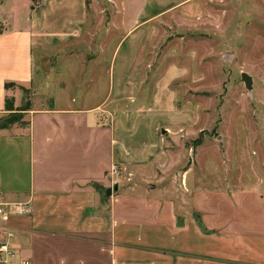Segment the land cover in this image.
Instances as JSON below:
<instances>
[{"label": "crops", "instance_id": "0c3cea01", "mask_svg": "<svg viewBox=\"0 0 264 264\" xmlns=\"http://www.w3.org/2000/svg\"><path fill=\"white\" fill-rule=\"evenodd\" d=\"M25 1L20 11L0 0V192L29 206L11 218L18 255L30 264H264V143L250 156L243 148L210 156L221 172L198 152L190 161L181 135L202 131L199 107L178 105L174 84L187 70L171 64L148 80L152 22L196 0H107L108 14L90 0ZM104 15L106 93L96 83L75 105L66 85L56 87L50 103L5 122L16 115L5 108L14 97L6 85L31 86L42 53L61 60L59 48ZM91 96L101 100L89 104Z\"/></svg>", "mask_w": 264, "mask_h": 264}, {"label": "rangeland", "instance_id": "374dc122", "mask_svg": "<svg viewBox=\"0 0 264 264\" xmlns=\"http://www.w3.org/2000/svg\"><path fill=\"white\" fill-rule=\"evenodd\" d=\"M8 2L10 10L15 5V9L22 11L26 4L25 0ZM110 3L90 0V9H105ZM191 5L190 10L176 8L175 14L170 12L152 22L155 30L149 45L150 63L146 66L150 69L148 80L171 64L187 70L186 76L174 83L177 104L199 107L198 127L202 131L193 135L194 139L181 135L185 143L182 152L190 161L198 152L200 159L221 172L218 167L221 163L210 156L223 155L228 148L233 154L243 148L250 156L255 143H264V0H196ZM105 11L108 14L109 9ZM89 21L83 40L71 41L58 50L57 56L60 54L69 63H62L63 58L58 60L45 51L35 67L31 86L10 85L15 108H21L27 101L30 105L48 104L49 90L65 85L68 88L65 92L75 97V105L80 92L90 93L96 83L99 87L102 84L97 95L106 93L109 53L105 50L111 40L105 28L109 15L93 16ZM100 26L104 28L97 30ZM102 41L106 46L101 52ZM95 56H102L104 65H94ZM243 74L251 78L250 86L242 79ZM102 75L104 82H96ZM79 76H82V90L75 89ZM59 90L56 94H61ZM100 100L101 97L95 96L86 99L89 104ZM120 104L124 105L123 101ZM245 141L248 148L241 145Z\"/></svg>", "mask_w": 264, "mask_h": 264}, {"label": "built area", "instance_id": "2783aa9c", "mask_svg": "<svg viewBox=\"0 0 264 264\" xmlns=\"http://www.w3.org/2000/svg\"><path fill=\"white\" fill-rule=\"evenodd\" d=\"M112 176L119 175L116 163L110 167ZM29 213V206L25 202L11 203L4 199L0 192V264H30L27 258L18 255V245L11 218L16 215Z\"/></svg>", "mask_w": 264, "mask_h": 264}, {"label": "trees", "instance_id": "16d2710c", "mask_svg": "<svg viewBox=\"0 0 264 264\" xmlns=\"http://www.w3.org/2000/svg\"><path fill=\"white\" fill-rule=\"evenodd\" d=\"M32 3H35V0H32ZM12 85V84H10ZM10 85H6V86H10ZM5 108L7 110H15V112L17 111H25V110H28L30 109V103L27 101L25 102V104L21 107V108H15L14 105H13V98H6V101H5ZM11 114H14V112H12ZM22 117V114L19 113L16 115V120H19L20 118ZM6 124L5 123H1L0 126H5Z\"/></svg>", "mask_w": 264, "mask_h": 264}, {"label": "water", "instance_id": "95a60500", "mask_svg": "<svg viewBox=\"0 0 264 264\" xmlns=\"http://www.w3.org/2000/svg\"><path fill=\"white\" fill-rule=\"evenodd\" d=\"M242 79L244 80V82H245V84H246L247 86H248V85L250 86L252 80H251V78H250L248 75L243 74V75H242ZM15 119H16V115H10L9 117L5 118L4 121L7 122V123H11V122L14 121ZM117 187H118V186H117V184L115 183V184L112 186V188H108V189H106V194H107V195H110L112 190H113V191H116V190H117Z\"/></svg>", "mask_w": 264, "mask_h": 264}]
</instances>
